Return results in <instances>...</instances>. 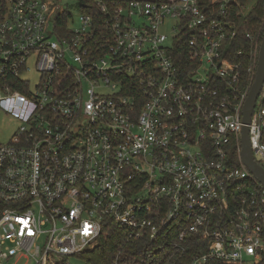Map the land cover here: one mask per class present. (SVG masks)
Returning <instances> with one entry per match:
<instances>
[{
    "label": "built area",
    "instance_id": "built-area-1",
    "mask_svg": "<svg viewBox=\"0 0 264 264\" xmlns=\"http://www.w3.org/2000/svg\"><path fill=\"white\" fill-rule=\"evenodd\" d=\"M94 2L76 24L58 0H0V111L20 122L0 142V264H72L107 219L141 247L114 264H169L194 238L186 264H264V184L240 155L262 41L242 85L241 0ZM248 127L264 166V81Z\"/></svg>",
    "mask_w": 264,
    "mask_h": 264
},
{
    "label": "trees",
    "instance_id": "trees-1",
    "mask_svg": "<svg viewBox=\"0 0 264 264\" xmlns=\"http://www.w3.org/2000/svg\"><path fill=\"white\" fill-rule=\"evenodd\" d=\"M250 0H241V6H232V17L236 21L238 26V38L233 44V52L241 47L243 54L241 56H233V60L240 63L241 67V84L248 85L252 77L255 75L256 68V48L260 45V42L264 37V0H254V5L248 12H244L243 8ZM89 3V5H87ZM206 3V0H203ZM89 6L87 8L85 6ZM79 6L82 7V12L91 11L97 7L94 0H79ZM251 33L253 40L248 39L245 34ZM186 35L180 38L178 43L175 44L173 55L178 65L185 66L189 64L186 46L184 40ZM233 155L237 156L236 143L234 144ZM190 241L187 247V251L184 255L178 254L171 260L169 264H186L188 260L192 259L198 250L204 249L195 245L197 239ZM123 247V260L131 259L135 251L140 250V242L138 240L130 239L127 242L126 232L123 228L116 225L110 220H105L102 234L99 238L97 245L94 249L81 253L80 256L86 258L88 264H114L115 255L119 251V248ZM189 252V253H188ZM219 264H224L219 262Z\"/></svg>",
    "mask_w": 264,
    "mask_h": 264
},
{
    "label": "water",
    "instance_id": "water-1",
    "mask_svg": "<svg viewBox=\"0 0 264 264\" xmlns=\"http://www.w3.org/2000/svg\"><path fill=\"white\" fill-rule=\"evenodd\" d=\"M264 81V37L260 47L259 60L255 81L251 87L249 95L244 105L243 121L245 125L242 129L241 135V159L244 164L249 168L251 173L264 184V166L261 165L254 157L249 138L248 124L251 119V114L256 104L257 96L262 88Z\"/></svg>",
    "mask_w": 264,
    "mask_h": 264
},
{
    "label": "rangeland",
    "instance_id": "rangeland-1",
    "mask_svg": "<svg viewBox=\"0 0 264 264\" xmlns=\"http://www.w3.org/2000/svg\"><path fill=\"white\" fill-rule=\"evenodd\" d=\"M62 8L69 9L75 18V23L77 24L79 22L80 17V8H79V0H58ZM254 5V0H250L247 4H245V7L243 8L244 12L250 11V9ZM33 64H31V67ZM31 78V87H35V82L38 79V73L35 71V69L30 73ZM1 95V94H0ZM20 122L19 120L12 117L9 113L0 111V142H5L10 140L12 137L14 131L19 126ZM15 259H11V262H14ZM30 263V259H26L24 257L20 258L17 261V264H25ZM72 264H88L86 258L77 255L71 258Z\"/></svg>",
    "mask_w": 264,
    "mask_h": 264
}]
</instances>
